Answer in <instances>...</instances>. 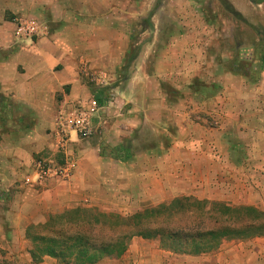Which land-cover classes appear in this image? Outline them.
I'll return each instance as SVG.
<instances>
[{
	"label": "crops",
	"instance_id": "crops-1",
	"mask_svg": "<svg viewBox=\"0 0 264 264\" xmlns=\"http://www.w3.org/2000/svg\"><path fill=\"white\" fill-rule=\"evenodd\" d=\"M18 18L49 34L17 38ZM224 36L193 0H0V264H59L33 260L30 233L77 207L130 215L196 196L264 209V66L233 72V54L212 45ZM95 99L93 135L73 132L64 154L59 110ZM66 156L70 179L24 184L38 158ZM169 253L135 237L97 264H182ZM199 260L264 264V237Z\"/></svg>",
	"mask_w": 264,
	"mask_h": 264
},
{
	"label": "trees",
	"instance_id": "trees-1",
	"mask_svg": "<svg viewBox=\"0 0 264 264\" xmlns=\"http://www.w3.org/2000/svg\"><path fill=\"white\" fill-rule=\"evenodd\" d=\"M226 10L239 19L243 18L230 4L226 5ZM253 28L256 38L249 43L252 56L244 58L238 49L235 50L229 62L233 72L253 76L258 72L257 66H264V27ZM8 108L9 105L0 103L1 116L7 114ZM130 154L124 150L120 156L126 159ZM190 200L191 197H178L170 203H161L130 216L103 212L96 207H77L53 215L41 226L42 233H30L34 241L31 249L33 260L40 262L48 255L64 264H97L107 257L122 256L134 236L157 238L163 248L176 252L202 254L217 249L225 237L246 239L264 235V213L260 209L249 205L230 206L223 202H214L211 210L206 212H218L224 220L231 219L237 225L223 223L206 231L193 228L196 230L186 229L184 233L181 229L174 230L156 223L159 218L188 212L191 205L204 210L205 200L194 198L196 205L186 203Z\"/></svg>",
	"mask_w": 264,
	"mask_h": 264
},
{
	"label": "rangeland",
	"instance_id": "rangeland-1",
	"mask_svg": "<svg viewBox=\"0 0 264 264\" xmlns=\"http://www.w3.org/2000/svg\"><path fill=\"white\" fill-rule=\"evenodd\" d=\"M165 1L172 2L174 0H165ZM178 1L187 2L189 0H178ZM193 1L197 2V4L202 5L204 7L205 14L208 15L210 18H213L214 21L217 22V26L220 27V32L225 34L224 39L218 40L216 38L215 40H213V43H212V45H214L213 48L219 47V49L225 52H231L233 55L235 54L234 53L235 50L238 49L241 52L240 55L242 57L249 58L251 56L252 47L249 46L250 45L249 43L254 42V39L256 38L255 30L253 27H260V26L264 27V2L258 3L257 1L259 0H193ZM228 3L232 5L234 9L237 10L243 16L242 19H239L233 16L230 12H228V10H226V5H229ZM217 30H219V28H217ZM178 197H182V196H177V198ZM186 197H191V200L186 202V203H191V204L192 203L194 204V198L198 200H203V201L205 200L206 204L204 205V208H203L204 210H202L199 207L198 209L197 207L191 205V208H189L188 212L184 214L180 213V214L170 216V217L167 216V217L159 218L156 220L157 221L156 223L166 226L168 228H172L174 230L181 229L182 231H184V233L187 232L186 229L187 230L192 229L191 231L193 232L194 230L201 228L206 231V230H209L223 223H227V225L235 226L237 225V222H232L231 219L224 220L223 216L220 215V213L219 214L218 212H208L207 213L206 211L211 210L210 208L214 202H223L230 206L244 205V204H233L231 202H227L223 200L201 199L196 196H186ZM174 199L175 198L164 201L162 203H170ZM158 205L159 204L154 205L152 207H155ZM249 206H253V205H249ZM258 209H260L264 213V209H261V208H258ZM100 210L103 212H107L102 209ZM201 211L205 214H202ZM109 212H118V211H108L107 213ZM122 215L130 216L133 214H130V215L122 214ZM233 220L236 221L235 218ZM193 228H196V229H193ZM135 237L139 238L140 240L141 239L149 240L150 242L158 241L161 249L165 251H169L170 252L169 255L176 257L178 259V263L180 262V259H182L183 260L182 264H196L200 261L199 259L205 256H208V255H212L216 252H219L220 247L224 243H231V242L239 243L242 241L253 239V238L245 239V238H236V237L235 238L225 237L222 240L220 246L213 251L202 253V254H190V253L176 252L172 249L163 248L160 240L157 238L149 239V238H144L143 236H134L133 238ZM259 237H264V235L259 236ZM133 238L131 239L130 244L132 243ZM123 255L120 257H107V258L102 259L100 262H104L109 259H116V258L121 259ZM57 261L59 260L57 259ZM59 264H64V263L59 261Z\"/></svg>",
	"mask_w": 264,
	"mask_h": 264
},
{
	"label": "built area",
	"instance_id": "built-area-1",
	"mask_svg": "<svg viewBox=\"0 0 264 264\" xmlns=\"http://www.w3.org/2000/svg\"><path fill=\"white\" fill-rule=\"evenodd\" d=\"M16 37L19 39L46 36L49 34V27L46 23L37 18H18ZM83 72H87V67L83 63ZM91 78H102L99 74H91ZM113 100V99H112ZM101 103L93 100L89 105L76 104L62 107L57 115V147L64 154L68 151L71 134L77 133L82 138L91 137L94 133L92 125L93 117L100 111ZM66 160L58 163L47 157H40L36 160L34 176L29 175L24 179L27 186H43L48 180H68L73 174L76 165L75 160L66 156Z\"/></svg>",
	"mask_w": 264,
	"mask_h": 264
}]
</instances>
